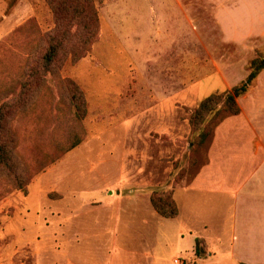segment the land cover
<instances>
[{
  "label": "rangeland",
  "instance_id": "374dc122",
  "mask_svg": "<svg viewBox=\"0 0 264 264\" xmlns=\"http://www.w3.org/2000/svg\"><path fill=\"white\" fill-rule=\"evenodd\" d=\"M91 1L95 33L81 37L68 21L76 0H53L54 13L46 0H0V113L15 143L13 168L0 166V264H149L154 227L139 222L163 217L150 197L169 192L182 205L178 186L230 115L216 107L209 124L190 120L223 91L209 92L211 79L242 59L192 2L183 13L177 0ZM176 220L148 238L160 264L194 260ZM132 231L138 239L124 241Z\"/></svg>",
  "mask_w": 264,
  "mask_h": 264
},
{
  "label": "crops",
  "instance_id": "0c3cea01",
  "mask_svg": "<svg viewBox=\"0 0 264 264\" xmlns=\"http://www.w3.org/2000/svg\"><path fill=\"white\" fill-rule=\"evenodd\" d=\"M177 1L183 13L184 4L192 2L194 17L209 19L221 41L241 51L238 63H228L211 79L218 86L209 92L229 90L240 83L255 51L264 50V0ZM2 16L9 19L3 12ZM236 102L239 112L214 125L204 161L178 186L182 205H177V215L139 222L154 227L146 233L151 236L164 219H178L177 242L184 248L183 254L194 258L191 264H264V69ZM208 195L212 199L204 198ZM134 224L133 219L124 223L128 228ZM143 231H138L141 238ZM129 234L123 236L124 241L138 239L134 231ZM149 236L150 251L143 256L149 264H160ZM163 237L169 241L168 234ZM195 241L201 243L200 256L195 253Z\"/></svg>",
  "mask_w": 264,
  "mask_h": 264
},
{
  "label": "trees",
  "instance_id": "16d2710c",
  "mask_svg": "<svg viewBox=\"0 0 264 264\" xmlns=\"http://www.w3.org/2000/svg\"><path fill=\"white\" fill-rule=\"evenodd\" d=\"M46 2L51 7L52 12L54 13L56 9L54 8L53 0H46ZM70 10H72L73 13L71 16H68L69 23H76L77 26L78 24H81V31L78 34L79 36L82 37L86 33H95L97 21L92 15L94 7L91 0H76V3L71 6ZM80 19L83 20V23H81ZM56 53L57 45L49 44L46 52H44L42 56V58L46 62L45 66H43L45 70H49L48 66L54 60ZM262 69H264V55L255 53V55L248 62V74L245 79L229 90H223L220 93H213L203 98L195 107L190 117L191 122L193 121L195 125H204L202 124L203 122L209 124L208 121H205L206 117L210 113H216V107L224 109L230 114H237L239 112V107L237 105L236 99L247 91L249 85L253 82L257 73ZM77 94L81 101V94L79 92H77ZM3 120L4 116L0 113V166L3 169L9 170L14 166V132L10 128L3 127ZM200 131L202 133L201 138H203L206 133L205 129H201ZM150 202L154 209L163 217L171 218L177 215L178 208L176 201L171 197L169 192L162 193L158 197H150ZM201 251V248H199L198 246V241H195V253L199 254Z\"/></svg>",
  "mask_w": 264,
  "mask_h": 264
},
{
  "label": "built area",
  "instance_id": "2783aa9c",
  "mask_svg": "<svg viewBox=\"0 0 264 264\" xmlns=\"http://www.w3.org/2000/svg\"><path fill=\"white\" fill-rule=\"evenodd\" d=\"M172 264H191V261L184 256H178L173 258Z\"/></svg>",
  "mask_w": 264,
  "mask_h": 264
}]
</instances>
